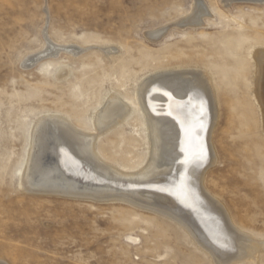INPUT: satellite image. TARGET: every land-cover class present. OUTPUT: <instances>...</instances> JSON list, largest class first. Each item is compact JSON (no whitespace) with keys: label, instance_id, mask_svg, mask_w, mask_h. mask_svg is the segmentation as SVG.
<instances>
[{"label":"rangeland","instance_id":"rangeland-1","mask_svg":"<svg viewBox=\"0 0 264 264\" xmlns=\"http://www.w3.org/2000/svg\"><path fill=\"white\" fill-rule=\"evenodd\" d=\"M240 1L199 0L204 16L190 26L197 0H0V264H264V252L229 262L200 247L161 215L172 204L158 193L20 185L30 132L47 116L68 119L109 165L136 173L151 154L141 89L161 73L194 70L207 76L218 113L204 187L240 234L264 242V106L255 93L264 1ZM48 39L82 51L46 58ZM34 55L39 63L27 65ZM116 101L125 120L98 136L95 120Z\"/></svg>","mask_w":264,"mask_h":264},{"label":"bare ground","instance_id":"bare-ground-1","mask_svg":"<svg viewBox=\"0 0 264 264\" xmlns=\"http://www.w3.org/2000/svg\"><path fill=\"white\" fill-rule=\"evenodd\" d=\"M250 1L261 3L264 0ZM204 12L203 4L197 0L192 14L184 22L190 26L198 24ZM151 36L153 38L157 34ZM51 44L50 41L46 58L57 56L63 50L77 55L82 51L75 46L76 50H71V47ZM260 52L256 54L259 76L255 93L264 106V54ZM40 59V55L31 56L26 64L34 65ZM209 84L205 74L182 70L161 73L143 86L138 98L145 114L151 154L145 167L133 174L126 173L129 171L125 168L109 165L95 146L94 141L97 140L75 129L68 119L62 116L44 117L30 132L20 185L39 189L63 188L75 192L85 188L123 193L132 192L135 188L148 190L150 194L158 193L172 204L162 208L164 211L161 210L160 214L187 230L200 247L206 246L211 251L218 248L229 253L233 256L229 262L258 257L264 252V242L240 234L219 202L204 187L205 174L216 162L211 136L218 113ZM126 114L121 102L106 106L95 120L94 127H99L98 136L105 128L111 129L123 123ZM201 147L205 153L203 158L199 154ZM118 196L120 198L121 195Z\"/></svg>","mask_w":264,"mask_h":264},{"label":"snow or ice","instance_id":"snow-or-ice-1","mask_svg":"<svg viewBox=\"0 0 264 264\" xmlns=\"http://www.w3.org/2000/svg\"><path fill=\"white\" fill-rule=\"evenodd\" d=\"M169 114H171V113H169ZM199 154H200V156H201V158H203V156H204V149H203V147H201L200 149H199ZM188 161L186 160L185 161V163H187Z\"/></svg>","mask_w":264,"mask_h":264}]
</instances>
